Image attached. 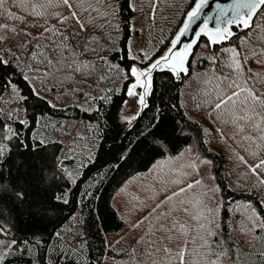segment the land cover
I'll return each mask as SVG.
<instances>
[{"label":"trees","instance_id":"trees-1","mask_svg":"<svg viewBox=\"0 0 264 264\" xmlns=\"http://www.w3.org/2000/svg\"><path fill=\"white\" fill-rule=\"evenodd\" d=\"M40 2L29 0V3ZM190 2L72 0L74 5H82L77 10L87 22V30L84 32H79L72 20L61 25L55 18L35 19L27 15L12 0L5 5L8 11L24 17L28 26L35 22L41 28L51 21L59 28L66 27L71 32H78V38L74 39L79 41L80 47L77 50L80 52L83 51L84 38L91 40L95 37L97 43L92 46L96 51L85 53L79 58L94 61L95 71L89 78L103 76L100 80L107 84L98 97L91 99L92 105L87 111L72 106L69 116L93 127V149L90 156L82 157L80 165L72 157L64 159V166L69 171L73 169L74 180L58 181L60 187L57 188L55 184H41V170L37 161L44 162L46 153L24 151L17 145L21 140L32 143L31 137L44 139L51 141L47 155L56 153L64 157L62 142L42 138L34 130V120L51 119L59 123L68 115L63 109L52 108L46 100L36 99L29 83L23 80L17 69L14 80L22 96L27 98L23 102L30 119L27 125H22L18 122L20 118L11 117L9 125L20 136L11 141L13 151L5 157L4 167L13 173L26 171L32 184L33 202L43 201L42 207L51 210L47 212V219L30 215L25 210H17L13 214L14 220L5 214L4 219L8 220L11 234L21 249L25 247L22 241L31 243L27 245L29 251L26 254L9 249L12 254L4 264H28L29 261L31 264H56L57 258L59 264H148L146 241H163V246L174 249L176 243L165 239L166 234L158 230L161 224L171 221L157 220L155 215L149 216V213L165 195L177 190L178 186L171 181L177 179L178 174L190 173V176L184 178V184L199 179L196 161L184 156L188 148H193L198 157L210 163L212 181L210 184L201 181L200 186L186 193L183 198L202 201L208 208L216 210L215 219L220 224L218 236L227 242L226 246L235 244L244 253L256 255V250L244 243L253 237L245 236L243 228L246 227L245 214L249 204L264 214V208L258 205V202L264 201V183H261L264 170L258 169L259 175L249 170L250 165L255 166L264 160V139H261L264 131L253 130L251 125L244 126L242 122L217 119L209 115L210 109L207 106L197 107L203 91L209 87L204 78L211 79L213 75H223L228 71L226 62L231 53L224 49L235 47L239 41L233 37L205 47L209 41L202 36L189 60L190 78L183 74L177 78L166 71L155 72L146 106L131 124L121 118L127 89L134 81L127 72V65L135 63L136 66L144 67L149 63L148 59H136L135 62L131 59L130 42L137 35V30L133 28L134 21L137 18L145 21L150 40L149 57L155 58L162 55L169 46L189 10ZM86 8L98 11L88 14ZM3 11L0 9V13ZM53 11L62 15L69 14V10L64 7H57ZM0 16L3 21L20 24V21L7 18L6 14ZM256 23L262 24L264 20H257ZM237 35L242 33L238 32ZM0 48L7 49L5 44H0ZM97 55L104 57L107 63L97 61ZM212 57L216 58L215 63ZM6 58L11 59V56ZM251 67L264 71L254 63ZM256 88L264 94V84L257 83ZM7 90L5 88L0 93V101ZM257 123L264 129V119ZM0 124L6 125L1 111ZM241 127L244 128L243 132L240 131ZM245 136H251L252 140H244ZM161 144L164 147L161 148ZM239 157H243L246 163ZM54 192L56 195L63 194L68 203L53 200ZM8 207L14 205L9 204ZM61 208L64 211H59ZM163 210L167 211V207ZM200 211L206 213L203 208ZM75 212H78L80 219V251L73 248L64 231L72 223L71 216ZM176 215L178 218L182 215L179 218L181 223L187 222L194 226V222L184 212ZM145 217L148 219L145 220ZM55 231L61 233L59 238L53 234ZM40 240L48 243L46 253L43 244L36 243ZM161 256L163 253H158L157 259Z\"/></svg>","mask_w":264,"mask_h":264},{"label":"snow or ice","instance_id":"snow-or-ice-1","mask_svg":"<svg viewBox=\"0 0 264 264\" xmlns=\"http://www.w3.org/2000/svg\"><path fill=\"white\" fill-rule=\"evenodd\" d=\"M8 2L9 0H0V9L4 10L0 15L6 14L7 18L11 20L27 23L24 17L15 15L5 8ZM12 2L35 19L55 18L61 25H66L69 20H72L78 26L79 32L87 30V22L77 10L82 5H74L72 0H41L40 3H29V0H12ZM57 7L67 8L69 14L62 15L53 11ZM188 8L185 19L170 40V46L162 55L155 58L146 57L149 63L143 68L136 66L135 63L127 65V72L134 79L127 89V95L138 97L139 105L146 106L145 97L149 94L152 85L153 72L166 71L177 78L181 74L190 78V62L185 57L191 55L189 49L202 35L206 36L209 41L205 47L235 37L239 43L235 47L224 49L225 52L231 53L226 62L228 71L223 75H213L211 79L204 78L209 87L203 91L201 102L197 104V107L207 106L210 109L209 115L215 116L217 119H226V122L232 123L242 122L244 126L251 125L253 130L264 131L257 123L258 120L264 119V94L256 88L257 83L264 84V71H257L251 67L254 63L257 68L264 69V23H256L257 20H264V0H228L227 3L215 0L214 4H210V0H191ZM205 9L209 10L205 11ZM93 11H98V9H85L88 14ZM92 19L94 21L95 17ZM198 21L200 23L197 24V29H193V24ZM210 23H214L215 26L210 27ZM8 31L17 36L23 35L27 37V40L19 44L17 51H13L11 48H0V93L5 88L11 89L13 92L18 90L14 77L19 69L23 80L31 82L30 90L38 100L44 101L45 97L36 88L37 82L44 87L45 91H52L59 86L64 93H82L85 97L95 99V97H91L90 93L85 92L83 87H65L76 84L77 75L87 78L94 74L95 62L79 57L85 53L96 51L92 46L97 43L95 37H92L91 40L85 37L83 51L80 52L77 50L80 47L79 41L74 39L78 38L79 33L71 32L66 27L48 26L46 22L41 26L39 35L33 36L29 32L21 33L15 28L9 29L7 25H0V44L7 43L6 33ZM190 31L194 39L184 44L182 38ZM238 32L242 35H237ZM44 40L49 42L45 44ZM181 44H183V50L178 48V45ZM142 55L146 56L143 53ZM6 56H11V59H7ZM131 59L135 62L137 58L132 56ZM96 60L107 63L106 59L99 55ZM211 60L213 63L216 62L215 57H212ZM117 71H119L118 68ZM98 79H103V76ZM137 88L143 91L137 93L135 91ZM21 98L27 99L26 97ZM47 103L52 108L56 107L51 101H47ZM9 115L13 116L14 113ZM135 118V116L132 117V119ZM18 122L27 125L25 120ZM243 130L244 128L241 127L240 131L243 132ZM0 133H2L0 134V237H4L11 235L8 220L4 219L5 214L9 219L14 220L13 214L17 210H25L30 215L47 219V212L51 209L43 208V201L33 202L32 184L29 182V174L26 171L13 173L4 167L5 157L13 151L11 141L18 139L20 133L5 124H0ZM31 139L32 143H25L21 140L17 147L24 151L46 153L44 162L37 161L41 170V184H55L59 188L58 181L74 180L73 173L63 164L64 159L68 158L67 156L60 157L56 153L47 155L48 144L51 141L37 140L35 137H31ZM243 139L251 141L252 137L245 136ZM160 147L162 148L164 145L161 144ZM239 159L244 161L243 157H239ZM244 162L246 163V161ZM187 167H194V165ZM258 169L264 170V160L255 166H249L250 172L254 175H259ZM188 176H190L189 172L178 174V178L171 181L173 185L178 186L177 190L171 192L170 195H165L164 199L156 204L149 213V216L155 215L157 220L171 221V223L161 224L158 230L166 234L165 239L175 242L176 247L173 249L163 246V241H146L148 248L145 255L148 258V264H264V235H261L264 233V214H261L251 204L248 205L245 214L246 227L243 228V234L253 238L244 241V243L256 250L255 256L244 253L238 245L226 246L227 242L218 236L220 224L215 219L216 210L208 208L202 201L183 198L186 193L201 185L199 179L184 184V178ZM261 183H264V180ZM52 199L63 204L68 203L63 194L56 195L55 192ZM9 204L14 207L9 208ZM258 205L264 208V201L258 202ZM166 207L167 211H164L163 209ZM201 208L205 209L206 213H201ZM59 211L62 212L64 209L61 208ZM181 211L194 222V226L187 222H180L176 214ZM147 219L148 217H145V220ZM169 233L172 235H167ZM53 234L57 238L61 235L59 231H55ZM257 240H259V246ZM21 243L25 245L23 249L18 245L15 237L7 245L0 238V250L7 247L10 250L26 254L29 251L27 245L31 242L22 241ZM36 243L43 244V250L45 253L47 252V241L40 240ZM158 253H163L159 259H157ZM11 254V251L0 252V264H4ZM164 257L168 259L165 260ZM28 264H31V261ZM56 264H59V258H57Z\"/></svg>","mask_w":264,"mask_h":264},{"label":"rangeland","instance_id":"rangeland-1","mask_svg":"<svg viewBox=\"0 0 264 264\" xmlns=\"http://www.w3.org/2000/svg\"><path fill=\"white\" fill-rule=\"evenodd\" d=\"M1 18L0 25H7L9 29L15 28L21 33L29 32L33 36H38L41 31V28L35 22L33 23V25L30 24L32 26H28L27 23H24V25H22L21 22L19 25H17L16 23L9 22L8 20L3 21ZM49 22L50 24L47 23L48 26L53 25L51 21ZM133 28L137 30V35L134 36V38H132L130 42L131 55L135 56L138 60L144 61L147 59L146 57H149L150 55V40L147 34L146 23L143 19L137 18L133 23ZM6 34L8 36V40L7 43L4 44L6 45L7 49L11 48L13 51H17L19 44L27 40V37L23 35L17 36L11 31H8ZM48 42V40L43 41V43L45 44H47ZM33 43H35V41H33ZM142 53L146 54V56L142 55ZM17 54L19 53L17 52ZM76 81L77 83L73 84V87H83L85 92L91 94V97H98L104 91L107 84L106 82H102L98 78H85L80 77L79 75L76 76ZM28 83L30 85L31 82ZM131 84L129 85V87L131 86ZM17 88L18 90L15 92H13L11 89H8L4 97L0 101V111L4 116L6 125L10 124L11 117L20 118L21 120H25L27 122L30 119V117L26 113V107L23 99L21 98L23 96L21 94L20 88L18 86ZM36 88L40 90L41 95L45 97L46 101H51L52 104L56 105V108L63 109V112L68 116L62 119L59 123L51 119L41 120L40 118H36L34 120V130L42 138H48L51 140H58L62 142L64 146V157H72L76 160L77 165H80L82 157L90 156V153L93 149V127L89 124H84L80 119L69 116V114H71V111L73 110L72 106H76L80 111L89 109L92 105V98L85 97L82 93H64L60 88H56L52 91H45L44 87H42L38 82L36 83ZM135 91L137 93H141L143 90L137 88L135 89ZM141 108L142 106H140L138 103V97H131L127 95V100L122 107L121 118L128 124H131L134 120L132 119V117H136ZM10 113H14V115L10 116ZM184 156L196 161V172L199 179L203 183L210 184V182L212 181L210 163L207 160L198 157L193 148H188L184 153ZM163 163L167 162H162L161 164ZM72 170L71 172L74 174ZM181 216L182 215H179V218H181ZM141 217L142 215L139 218ZM71 221L72 223L67 226L64 231L67 232L68 240L73 248L80 251L81 233L78 212H75L71 216ZM12 238V234L2 237V239L5 241V245H7L12 240ZM8 250L9 249L5 247L4 249L0 250V252Z\"/></svg>","mask_w":264,"mask_h":264},{"label":"water","instance_id":"water-1","mask_svg":"<svg viewBox=\"0 0 264 264\" xmlns=\"http://www.w3.org/2000/svg\"><path fill=\"white\" fill-rule=\"evenodd\" d=\"M220 2L221 3H227L228 2V0H220ZM215 3V0H210V4H214ZM209 9H205V11H208ZM184 19H185V17H184ZM200 22L198 21V22H196V24H193V29H197V24H199ZM210 27H214L215 25H214V23H210V25H209ZM203 36V35H202ZM201 36V37H202ZM200 37V38H201ZM206 37V36H205ZM200 38H199V40H200ZM207 38V37H206ZM183 39V43L184 44H187V43H189L191 40H193L194 39V36H193V34H192V32L190 31L185 37H183L182 38ZM199 40H197V42H196V44L192 47V48H190L189 49V52L191 53V55H187L186 57H185V59L187 60V61H189L190 60V58H191V56H192V54H193V51H194V49H195V47H196V45H197V43L199 42ZM170 46V45H169ZM178 48H180L181 50H183V44H181V45H178ZM159 70H157V71H155V72H158ZM155 72H153V74H152V77H153V75H154V73ZM151 89V88H150ZM148 96V95H147ZM147 96H146V99H145V104H146V101H147ZM144 108V106L141 108V110H140V112L142 111V109ZM140 112L138 113V115L140 114ZM137 115V116H138ZM136 116V117H137Z\"/></svg>","mask_w":264,"mask_h":264}]
</instances>
